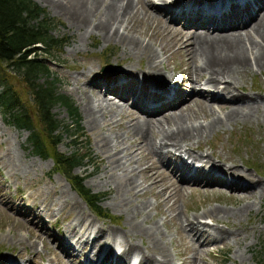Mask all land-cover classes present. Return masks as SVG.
<instances>
[{
    "label": "bare ground",
    "instance_id": "obj_1",
    "mask_svg": "<svg viewBox=\"0 0 264 264\" xmlns=\"http://www.w3.org/2000/svg\"><path fill=\"white\" fill-rule=\"evenodd\" d=\"M36 1L40 4L42 2V0ZM47 1L50 2V5L57 12L66 14L71 25L80 34L82 33V41L93 34H97L106 42L117 41L122 45L121 59L127 57L137 59L145 57L149 61L148 65L141 69L136 68L135 65L130 63L122 64L121 68L115 70L106 69L100 72H93L92 68L89 67L84 73H81V81L84 80L85 83L80 85L82 87L81 95H83L80 102L86 119L91 125L100 126L101 123L106 127L108 126L106 124V117H109V122V120L116 118L118 114L126 115L128 113V126L125 130L122 133L110 131L111 134L109 135L108 133H103L104 139L102 141L105 138H109V141H115L113 145L117 146V142L120 145L121 141L134 138V141H130L132 143L129 144L130 146H138V149L144 148L145 151H148L150 155L148 154L149 156L146 161H149L150 164L145 166L144 169L151 173L148 177L152 180L150 184L154 185L156 183L154 178L157 176L160 179L166 178L172 183V185L162 187L160 195L162 196L163 194L165 197H162L160 205L171 200L173 194L177 191V189L173 188L174 181L178 183V187L183 189L184 186H189V188H196L197 191L216 192L219 196L222 194L221 191L228 189L230 191V193H227L229 196L234 197L238 201H243L232 211L217 207L207 211L208 214L200 215L201 217L196 215L191 220H181L177 214L174 218L178 220L179 225L181 222L184 223L185 221L186 223L187 221L186 226L188 231H185L186 226L183 228L180 225V228L192 240L193 248L198 246V251H205L207 244H214L218 239L224 241L232 237L233 239L235 238L234 241L239 240V236L241 235L240 230L238 232L232 231V229L229 231L223 230L217 227L219 224L217 219L210 218L209 216L212 214L220 215V213L226 216L231 214H240V216L241 214H246L250 210L248 198L255 197L256 195L260 199L263 198L264 176L254 169L252 170L255 173L251 174L247 171L250 170L248 167H246L247 170L243 171L233 160L229 159L230 164H226V158H222V160L217 158L216 161L211 158L209 153L193 151L189 146L191 144L187 141L195 140V142H198L202 139L204 133L210 132L209 134L211 135V133L222 127L226 122L232 123L239 119L246 121L250 117L257 116L256 113L264 108L263 96L249 95L238 85L240 75L243 72L249 71L254 66L258 67V69L264 68V0H248V2L259 1L260 6L258 9L253 8L257 9L256 13L250 15L247 20H244V23H224L222 25L210 24L207 18L200 14L199 4L205 3L212 7L219 1L217 4L219 7L223 5V0H186L193 2L194 6L185 17L187 23L190 25L182 22L184 18H180L181 12L175 16V19L168 17V13H166L167 9H165V6H174L176 8L179 5V0H170L169 2L161 0L164 4L168 3L163 6H151L149 5V0ZM142 3L145 5V10L141 14H147L148 21L162 24V30H167V33L174 34L177 42L180 44L176 49L184 52L186 54L185 57H187L186 61L194 65L193 68L189 67L190 72L185 71L183 73L180 81H176L171 74L169 78L171 86L167 81L165 82L167 74L163 71L167 61V56L164 55L167 49L162 45L158 49H155L151 42L154 41L151 35L149 36L148 43L144 42V40L142 41L135 35L133 27L127 25L131 23L132 17L137 13V5H141ZM241 10L243 8L238 10V13ZM179 24L181 27L178 26ZM119 63L117 62L116 65H119ZM190 73L191 75L194 73L192 78L189 76ZM181 85H190L191 90L183 93L179 87ZM203 86L208 88V90L197 89ZM148 87L152 91L149 96L145 94ZM210 87L216 91L211 92L209 90ZM223 92L226 95H223ZM212 103H221L217 107L221 111L225 110L222 115L217 114V116L213 117L216 110H214ZM185 104L187 106L194 104L198 109L201 108L210 112L209 114L212 116L205 122L194 123L190 119L191 115L186 113L187 109L184 110ZM118 138H122V140L119 141ZM102 146L104 147L105 144ZM110 150L108 148L105 152H109ZM116 151L119 153V149ZM112 153L113 162L109 170L117 171L120 170V167H124L125 170L122 171L121 175L119 172L118 174H111L109 172V177L107 179L102 177L100 182L103 181L104 187L109 185L110 178L116 182L112 190L114 192H112L113 194L109 199L117 209L121 208L120 210H123L126 214L125 223L119 230L105 224H96L94 219L89 217L83 209L86 205L77 195L76 190L74 189L75 191H73V187L71 188L70 186L66 188L58 186L56 191L55 188H49L46 185L42 190V195L44 194L45 198H42L43 200L40 199V203L37 205L31 200L32 204L29 207L23 204L21 208H16L4 197L0 196V198H4H1L2 204H4L6 209L13 210V213L21 220L27 221L26 223L34 230V236L40 238L43 247L51 246L50 248L61 257L62 261H67V264H82L77 260L80 259L77 253L79 249L75 250L72 244L74 246L79 245L81 250L89 248L88 252L90 254L91 251L93 252V248H95L90 262L86 261L89 255L84 257L86 264H128V257L133 253L140 254V262L138 264H171V261H167L168 255L164 248L166 246L164 241L165 233L160 228L159 221L154 219L148 226L144 224L145 221L149 220L150 216L154 215L151 213V208L154 206L152 207L147 201L140 202L137 205L131 204V200L127 195L131 192H133V195H141L144 191L140 192L141 188L138 189L141 183H137L132 172L133 169H127L125 167L126 164L121 161L122 159L117 157L115 152ZM181 154L193 159H201L203 162L201 164L202 168L188 165ZM16 155L12 153L11 149L6 147L2 157H0L3 167L11 175L27 173L26 167L29 166V163L23 164L22 161L16 159ZM131 157H128V159H131ZM7 158L8 162L5 160ZM49 193L52 196L49 197ZM56 207L58 208L55 209ZM67 207L71 208L67 217L70 216L71 218V214H74L75 218L68 220V225L63 231L64 233H61L62 236L57 238L47 232L45 222L41 223V220L45 218L43 212L46 208L50 215H60ZM29 215H32L34 220L41 219L40 223L32 224L33 222L31 223V220H28ZM205 219H210L211 222H206ZM45 221H47V218H45ZM210 229L216 233V236L210 237ZM246 234L248 235V233ZM142 242H144L143 245L141 244ZM28 244L35 246V242H29ZM72 251L75 253L73 259L70 258L69 254ZM163 251L165 254H163ZM96 254L104 256L101 262L93 258ZM114 254L115 256L110 261V258ZM84 255L82 253L81 256ZM51 256L45 255L43 263H39L58 264L59 261L57 262ZM20 259L23 264H32L29 263V260H25L22 257L10 256L1 258L0 264H20ZM185 264L192 263L188 262Z\"/></svg>",
    "mask_w": 264,
    "mask_h": 264
},
{
    "label": "rangeland",
    "instance_id": "obj_2",
    "mask_svg": "<svg viewBox=\"0 0 264 264\" xmlns=\"http://www.w3.org/2000/svg\"><path fill=\"white\" fill-rule=\"evenodd\" d=\"M33 1L44 8L50 17H53L55 19V25L52 29V34L55 37L63 38L66 41V44L60 51L53 50L51 52L50 56L47 58L48 65L50 67V70L56 73V77L60 80L57 85L58 92L66 95L73 102V105L77 108L80 117V126L82 128V131L77 132V135L75 137L63 134L61 141L57 144L56 148L58 152L70 154L74 150V146H70V141L72 140V138H75L76 142L78 143V153L89 154V158L83 160L81 165L76 166L72 170V173L81 176L83 178L82 184L86 188H88L91 193L98 196L99 200L97 202V205L99 207V211L101 210L100 212L102 213H100L99 211L93 212L94 210L87 203V201L72 188L68 180H66V178L62 174L52 172L54 167V161L52 158L43 159L32 153L31 148L28 147L27 144L29 132L24 129H18L8 123L6 121L7 115H4L1 110L0 157H2L5 148L7 147L11 149L12 153L17 154L16 159L22 161L23 164H27L28 162L29 166L26 167L27 173H18L15 175H11L5 170V168L3 167V163L0 160V196L4 197L8 202H10L11 205L15 206L16 208H21L23 204L28 205L29 207L32 204V201H34V204L37 205L38 203H40V199L45 198L44 194L42 195V190L46 185L49 188L55 189L58 186H63L65 188L70 186L84 202L86 207H83V209L86 211L89 217L94 219L96 224H105L106 226L119 230V228L125 223L126 214L125 212H123V210H120L121 208L117 209L112 204L113 202H111V200L109 199L113 194L112 192H114L112 190L116 185V182L110 178L109 185L105 187L103 185V181L100 182V180H102V177L107 179L110 173L118 174L119 172V174L121 175L122 171L125 170L124 167H120V170L117 171L109 170L113 162L112 152H115L116 156L121 158V161L126 164L125 167H127V169H133L132 172L134 173L137 183H141V186H139L138 189L141 188L140 192L144 191L141 195H133V192L127 195L131 200V204L137 205L140 202L147 201L152 207L154 206L153 208H151V213L154 215L150 216L149 220L145 221L144 224L145 226H148L154 219L159 221L160 228L165 233L164 241L166 243V246L164 248L165 252L168 255L167 261H171V264H185L188 262H191L192 264H264V195L262 199H260V197L257 195L255 196L256 198H248L247 200L250 201V210H248L246 214H241V216L240 214H231L229 216H226L221 213L220 215H210V218L217 219V222L219 223L217 227L223 230L225 229L227 231L232 229V231L238 232L240 230L242 236L240 235L239 240L237 241H234L235 238L233 239L231 237L230 239H228L230 242L227 239L224 241L218 239L214 244H207L205 247V251H198V246L195 247L196 249L193 248L194 245L192 240H190L180 228V225L185 228L187 221L186 223L185 221L184 223L181 222V224L179 225L178 220L174 218L175 215L177 214L181 218V220H191L196 215H198V217H201L200 215L208 214L207 211H210L211 208L218 207L221 209H228L232 211L243 201H238L234 199V197L229 196L227 194L230 193L228 189H222L224 192L221 191L222 194H220L219 196V194H216V192L212 193L209 191H197L196 188H189V186H184L183 189L181 187H178V183L174 181L173 188L177 189V191L174 193L175 195L173 194L171 200L167 201L165 204L160 205L159 203L163 199L162 197H165L163 196V194L162 196L160 195V193L162 192V187L168 186L170 184L172 185V183H170L166 178L160 179V177L157 176L154 178L156 183L154 185L150 184L152 180L148 177L151 173L147 172L144 169L145 166L150 164L149 161H146V159H148V156L150 155L148 151H145L144 148L138 149V146H130L129 144L134 141V138H129L130 140L127 139L125 141H121V146L118 142L117 146H114L113 144L115 141H109V138H105V140L102 141V139H104V134L108 133L109 135L112 131L122 133L125 130V128L128 126V113H126L127 116L125 114V116L123 114H118V116H116L117 119L114 118L113 120H109V122V117H106V124L108 125L106 127L101 123L100 126L98 125L99 127L91 125L90 122L86 119L82 104L80 102V99L83 96L81 95L82 87L80 85H82V83H85L84 80L81 81V73H84L89 67L92 68L93 72H100L103 71L101 69L103 66H105L109 70H115L121 68L122 64L130 63L135 65L136 68L141 69L145 68V66L148 65V59L145 57H141L139 59L134 57L121 59L122 57L120 55L123 51L122 45L117 41L106 42L100 35L97 34H93L92 36L82 41V33L80 34V32L71 25L70 21L66 17V14L57 12L55 9H53L52 5H50V2H48L47 0H42L41 4L36 0ZM158 1L161 2V0H149V5L153 6L154 4H162L158 3ZM144 7V3H142L141 5H137V13L132 17L131 23L127 25L132 26L133 30L135 31V35L138 36V38L142 41L144 40V42L148 43L149 36L151 35L153 37L152 39L154 40L151 42L155 49H158L160 45L167 49L166 53L164 54L165 56H167V61L165 63V69H163V71L167 74V79L165 80V82H171V80L169 79L171 74L176 81H180L183 73L185 71L190 72L189 67L193 68L194 65L191 62L188 63L186 61L187 57H185L186 54L184 52L178 51L176 49L180 44L179 42H177L176 36L174 34L167 33V30H162V24L148 21L146 16L147 14H141L145 10ZM178 26L181 27L180 24ZM104 42H106L107 44ZM117 62H120L119 65H116ZM255 67L256 66L251 67L252 71L250 69L249 71L243 72L240 75L238 85L249 95L264 97V68L258 69V67ZM189 76L190 78H192L194 76V73H192V75L190 73ZM8 78V82L12 84L13 89L18 93L20 101L29 102L28 91L26 90L21 78L16 76L13 72L8 73ZM181 88L184 90L183 93L191 90L190 85H181ZM197 89H203V91L204 89L208 90V88L204 86ZM209 90L216 91L211 87ZM223 95H226V93L223 92ZM215 103H212L214 110H216L214 111L215 114L213 115V117L217 116V114L222 115V113L225 111H221L220 108L217 107V105L221 103ZM193 105L194 104H191L189 106L186 105L184 110L187 109L186 113L191 115L190 119L194 123L205 122L212 116L209 114L210 112L206 111L205 109H198L197 106ZM52 112L56 115L55 117L58 120L70 123V125L73 124L71 123L67 111L63 106L56 105L52 109ZM258 113H256L257 116L250 117L246 121H241L242 119H239L232 123L226 122L222 125V127L216 129L213 133H211V135L209 134L210 132L207 134L204 133L205 135L203 134L202 139L198 142H195V140H190L187 142L191 144L189 146L193 151H197L200 153H209L213 160L217 161V158L221 160L222 158H226L225 163L230 164V159L235 161L238 164V167L243 171L247 170L246 167H248L250 170L247 171L251 174L255 173L252 170L254 169L264 176V108H262ZM118 139L119 141L122 140V138ZM103 144H105L104 147L102 146ZM108 148L111 150L109 152H105V150ZM118 149L119 153H117L116 151ZM131 155L133 158L131 157ZM143 156L145 157V159ZM128 157H131V159H128ZM185 157L188 156L186 155ZM188 158L192 159L193 161L199 160H195L191 157ZM5 160L6 162H8V158ZM175 185L178 188L174 187ZM50 196H52L51 193H49V197ZM1 198L0 259L8 256L20 258L22 257L25 260H29V263L40 264L44 261L43 259L45 258V255H52L51 258H55L57 262L59 261L58 264H67V261H62L61 257L57 255L52 248H50L51 246L43 247L42 243L40 242V238L34 236V230L26 223L27 221H23L19 217H17V215L13 213V210L11 211L6 209L4 207V204H2V199L4 198ZM57 208L58 207H56L55 209ZM70 210L71 208L67 207L60 213V215L55 214V216H53L50 215L48 210L45 208L43 213L45 218H47V221H45V218H43L42 220H34L32 215L28 216V220H31V223L33 222L32 224H39L41 220V223L45 222L44 224L47 228L48 233L53 236H60L61 233H64L63 231L64 228H66L68 225V220H73L75 218L74 214H71V218L70 216L67 217ZM108 213L110 214V216L108 215ZM205 220L206 222H211L210 219ZM54 222L56 223V225H53ZM60 223H63L64 225ZM185 231H188L187 226ZM246 233H248V235ZM209 234L210 237L216 236V233L212 229L209 230ZM29 242H35L36 247L33 244L29 245ZM143 243L144 242H142L141 244L143 245ZM163 254H165L164 251ZM132 255H135L133 257L136 258V264H138L140 261V254L138 255L137 253H133ZM131 257L132 256L130 255V258ZM46 258L49 259L48 257ZM71 258H73V256Z\"/></svg>",
    "mask_w": 264,
    "mask_h": 264
},
{
    "label": "trees",
    "instance_id": "obj_3",
    "mask_svg": "<svg viewBox=\"0 0 264 264\" xmlns=\"http://www.w3.org/2000/svg\"><path fill=\"white\" fill-rule=\"evenodd\" d=\"M54 25L55 19L33 0H0V110L7 115L8 123L29 132L27 144L32 153L43 159L52 158L54 171L61 173L98 212V196L82 184L81 176L72 173L89 154L78 153L75 138L70 141V146H74L70 154L56 148L63 134L75 137L82 128L77 108L58 92L60 80L48 65L51 52L60 51L66 44L65 39L52 34ZM9 72L21 78L29 102L20 101L8 82ZM56 105L65 108L73 124L55 117L52 109Z\"/></svg>",
    "mask_w": 264,
    "mask_h": 264
}]
</instances>
